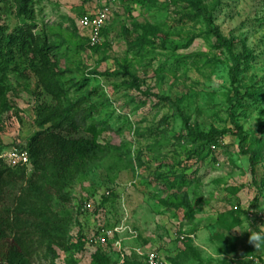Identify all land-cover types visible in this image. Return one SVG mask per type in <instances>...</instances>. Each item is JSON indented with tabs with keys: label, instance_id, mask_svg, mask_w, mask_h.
Segmentation results:
<instances>
[{
	"label": "rangeland",
	"instance_id": "1",
	"mask_svg": "<svg viewBox=\"0 0 264 264\" xmlns=\"http://www.w3.org/2000/svg\"><path fill=\"white\" fill-rule=\"evenodd\" d=\"M101 1L32 2L34 31L55 45L69 96L89 95L84 106L96 104L95 117L111 127L100 137L105 153L70 187L71 204L55 208L70 218L71 239L82 236L85 247L58 250L55 264H103L98 253L111 264L123 252L127 263L145 264L152 250L168 264H264V149L255 174L247 153L253 139L264 145V0H201L200 11L170 0H115L97 49L77 19ZM206 12L233 41L231 50L213 47ZM0 18L9 29L19 24L15 0H0ZM145 26L161 34L149 36L154 46L135 47ZM125 72L139 79L141 91L124 85ZM10 86L0 107L1 155L26 147L38 130L36 106L52 102L29 71L11 74ZM185 121L196 131H225L204 161L183 137ZM102 227L120 233L104 246L87 243ZM52 260L37 256L31 264Z\"/></svg>",
	"mask_w": 264,
	"mask_h": 264
},
{
	"label": "trees",
	"instance_id": "2",
	"mask_svg": "<svg viewBox=\"0 0 264 264\" xmlns=\"http://www.w3.org/2000/svg\"><path fill=\"white\" fill-rule=\"evenodd\" d=\"M142 1L144 4L153 5L159 0ZM170 1L187 3L196 11L201 10L203 3L201 0ZM32 2L33 0H15L19 19L15 28L9 29L0 18V107L3 109L8 104L10 75L17 73L24 76L25 71L34 74L38 86L51 97L52 102L43 100L36 106L35 122L38 130L31 136L25 148L18 145L27 150L29 164L10 165L1 157L3 147H0V264H31V260L37 256L51 258L52 264H55L58 250H82L85 247L82 236L76 242L71 239L70 218L55 208L71 204L73 197L70 187L90 162L96 161L105 153L100 137L111 129L107 120L95 117L98 114L96 104L84 106L89 95L74 99L69 96L70 89L61 77L55 45L46 36L34 31L36 25L33 23L35 11ZM203 19L207 36L214 37L213 47L222 48L227 45L231 50L233 41L227 42L213 26V16L206 12ZM143 29L145 33L137 37L134 46H154L155 41L149 39V36L154 38L161 33L151 26ZM163 37L165 39L166 35ZM193 40L194 37L188 38L183 48L189 47ZM91 48L98 49L99 45ZM180 59L182 57L178 58ZM239 64H234L231 69L234 78ZM124 75L128 76L124 85L141 91V84L136 76L128 72ZM89 94L94 93L89 91ZM144 94L151 95L148 91ZM185 123L183 137L190 139L195 145L193 156L204 161L210 156L212 147H217L216 144L225 131H196L187 121ZM80 129L87 133L86 136L78 135ZM239 136L244 144L246 137L241 133ZM250 143L247 153L250 154L252 173L255 174L257 164L263 159L264 145L258 139H253ZM167 204L174 207L179 205L173 201ZM192 212L193 209L188 214ZM244 213L252 218L251 213ZM187 247L191 251L188 255L193 252L197 256V251L191 249L190 245ZM95 260L110 264V258L99 253ZM127 262L128 258L125 264H129Z\"/></svg>",
	"mask_w": 264,
	"mask_h": 264
},
{
	"label": "built area",
	"instance_id": "3",
	"mask_svg": "<svg viewBox=\"0 0 264 264\" xmlns=\"http://www.w3.org/2000/svg\"><path fill=\"white\" fill-rule=\"evenodd\" d=\"M113 1L115 0H102L101 7L98 8L93 14L82 16L79 18L78 24L82 29L85 30L88 44L91 47L101 44L103 30L107 25ZM1 157H3L10 165L29 164V156L27 150L17 146L13 147L9 153L1 155ZM87 202L88 201L82 202L77 205L76 210L85 211V209L88 207ZM99 231L100 232H95L93 237L89 239L87 243H96L99 246H104L110 239L114 238L117 232H119L116 228L107 227H102ZM130 232L132 231L130 230ZM145 255L147 264H168V262L157 250L149 251L145 253ZM126 261L127 255L123 252L120 260H118L115 264H125Z\"/></svg>",
	"mask_w": 264,
	"mask_h": 264
},
{
	"label": "crops",
	"instance_id": "4",
	"mask_svg": "<svg viewBox=\"0 0 264 264\" xmlns=\"http://www.w3.org/2000/svg\"><path fill=\"white\" fill-rule=\"evenodd\" d=\"M101 5V4H100ZM77 23H79V19H77ZM144 255H145V253H144ZM142 256V255H141ZM144 257V256H143ZM128 258V257H127ZM144 259V262H145V264H147V262H146V255H145V257L143 258Z\"/></svg>",
	"mask_w": 264,
	"mask_h": 264
}]
</instances>
